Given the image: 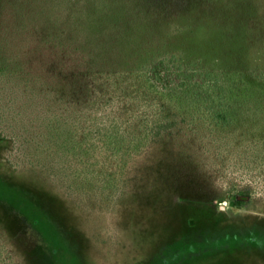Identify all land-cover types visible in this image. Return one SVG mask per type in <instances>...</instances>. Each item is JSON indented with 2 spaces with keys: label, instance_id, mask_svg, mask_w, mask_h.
I'll return each instance as SVG.
<instances>
[{
  "label": "rangeland",
  "instance_id": "1",
  "mask_svg": "<svg viewBox=\"0 0 264 264\" xmlns=\"http://www.w3.org/2000/svg\"><path fill=\"white\" fill-rule=\"evenodd\" d=\"M2 2L36 54L0 109L21 112L27 91L37 103L0 124L5 264H264V102L222 126L133 64L142 49L174 56L248 90V69L264 72V0H121L90 22L87 0ZM252 91L264 98V80ZM171 109L180 130L150 140L144 127ZM233 187L251 190L246 206H231Z\"/></svg>",
  "mask_w": 264,
  "mask_h": 264
},
{
  "label": "trees",
  "instance_id": "2",
  "mask_svg": "<svg viewBox=\"0 0 264 264\" xmlns=\"http://www.w3.org/2000/svg\"><path fill=\"white\" fill-rule=\"evenodd\" d=\"M120 2L121 0H87L85 15L90 22V20H93L97 9L100 11L105 8L118 7ZM88 28L91 27L88 26ZM32 37L33 33L24 35L22 30L17 27L13 31H10L6 24L4 4L3 2L0 3V91H4L6 88L9 89L14 82L21 81L22 77H30V73L33 72L34 69L30 66L27 57L28 55H35L36 52L31 51L32 53H25L23 51L25 49L24 42L32 39ZM124 37L123 35L118 36L119 44L123 42ZM138 52H140L137 55L139 60H136L133 64H135L136 68L144 71L146 79L153 89L174 99L179 105L210 112L211 115L216 114L213 116H218V121H222V126L227 124V116L224 115V112L233 110L235 113L242 112L243 110L251 111L254 106H258L264 102V98H260L257 91H252L254 84L264 80V77H262L264 76V72L260 71L257 73L256 68L248 69L251 79V82L246 84L248 90L225 91L217 81V73L215 70H210L205 66L199 67L197 64L178 63L174 56L151 59L148 56L146 57V50L142 49ZM22 92L20 91V94ZM32 93L27 91L25 95L23 92L22 96L25 95L28 98L30 95L29 98L32 103L27 104L22 102L19 105L21 112L16 111L12 115L7 116L6 112L0 109V124L8 122L9 126H11L12 122L20 119L24 109L27 107L32 108L33 104H37L34 103L36 96ZM49 95L50 93L47 94V97ZM12 103H15V101ZM11 106L13 105L11 104ZM156 114H154L156 119L153 124L144 127L146 128L144 132H146L145 134L150 140L158 139L163 134H171L175 130H180L182 119L180 117L181 114L177 111L171 109L169 112L163 111V113ZM9 118H11V121H9ZM147 121L148 119H145L146 123H148ZM51 122L48 121L49 127L52 126ZM14 132L15 130L13 134ZM66 134L68 143V140L72 139V133L66 131ZM17 135H13L12 139L18 140L19 135ZM249 147V150L261 149L258 142L253 143ZM263 149L264 141L262 142L261 150ZM231 191L233 192L230 198L232 207L241 208L248 204L252 194L249 188L239 189L233 187ZM0 263L5 264L6 258L1 259L0 257Z\"/></svg>",
  "mask_w": 264,
  "mask_h": 264
}]
</instances>
